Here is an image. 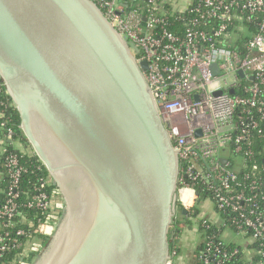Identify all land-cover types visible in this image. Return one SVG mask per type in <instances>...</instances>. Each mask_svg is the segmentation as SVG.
Listing matches in <instances>:
<instances>
[{
  "label": "water",
  "instance_id": "95a60500",
  "mask_svg": "<svg viewBox=\"0 0 264 264\" xmlns=\"http://www.w3.org/2000/svg\"><path fill=\"white\" fill-rule=\"evenodd\" d=\"M146 69L93 0H0V80L64 203L33 264L170 258L178 159Z\"/></svg>",
  "mask_w": 264,
  "mask_h": 264
},
{
  "label": "built area",
  "instance_id": "2783aa9c",
  "mask_svg": "<svg viewBox=\"0 0 264 264\" xmlns=\"http://www.w3.org/2000/svg\"><path fill=\"white\" fill-rule=\"evenodd\" d=\"M93 1L136 61L147 63L142 73L177 153V207L191 213L200 200L198 187L212 196L217 216L199 218L202 237L193 264H235L241 252L248 264L256 255L264 258V181L258 177L264 164L246 169L256 156L254 135L264 137V0H190L184 5L171 0ZM248 25L253 32L244 35ZM5 106L0 99V107ZM0 130L2 154L4 141L16 133L6 121ZM236 156L237 170L242 171L231 168L230 157ZM4 167L8 186L0 204V259L25 235L11 220L18 213L20 179L26 170L15 154L4 157ZM243 180H249L251 194L245 192ZM24 206L36 212L40 237L26 241L15 264L33 263L27 257L33 253L36 259L44 251L64 214L63 200L49 176L38 179ZM224 225L238 235L250 233V241H259L261 249H228L221 236L208 233ZM175 241L169 238L166 264H175Z\"/></svg>",
  "mask_w": 264,
  "mask_h": 264
},
{
  "label": "trees",
  "instance_id": "16d2710c",
  "mask_svg": "<svg viewBox=\"0 0 264 264\" xmlns=\"http://www.w3.org/2000/svg\"><path fill=\"white\" fill-rule=\"evenodd\" d=\"M253 32V27L251 25L247 26V29L243 33L244 35H250ZM231 93V92H230ZM0 99H2L6 106L0 107V112L3 113V117H0V123L2 121H6L7 126L13 128L15 130L16 136L11 141H4V146L6 151L2 154H0V172L2 173L3 179L1 183V189L4 194V191L6 190L8 186V178L6 176V169L4 167V157L8 154H15L18 157L19 163L25 168L26 172L23 173L20 179V195L17 202L19 203L18 213L13 217L11 220L12 223H14V228H23L25 230V235L18 237V247H15L14 249H10L7 253L3 255V257L0 259V264H15L18 263L19 260L22 259L20 257L22 253V248L24 247V244L26 241H28L29 238H36L40 237L36 231L35 225V216L36 212L34 210H30L27 207L24 206L25 202L28 200L29 196L32 194V187L34 184L37 183L38 179L40 177H47L48 174L46 172V169L42 164L39 162L38 158L34 154L33 150L31 149L30 145L28 144L26 138L23 136L21 130L19 129V116L17 111L15 110L14 106L11 105V101L7 94L5 93V88L0 80ZM0 137H2V132L0 130ZM20 144L18 146L17 144ZM252 147L255 151V158L254 161L247 164L246 169L249 171L252 164H257L259 166L264 164V137H257L254 135L252 139ZM238 159H240L239 156L236 157H230V160L232 162L231 168L233 170H237V163ZM40 165V169L37 170L36 167ZM242 171V169L237 170ZM261 182L264 181V169L260 171L258 175ZM249 180H243L244 189L247 194H251L249 190V186L247 185ZM264 189V186L262 187ZM197 193L199 195V202L201 201H212L211 195L209 193H206L205 191H202L199 187L197 188ZM3 200V198H2ZM0 201V204L2 202ZM198 202V203H199ZM197 203V205H198ZM197 205L193 208V211L191 213H186L185 215L181 214L180 207H177L176 209V216L173 219L172 227L169 232V238L171 236L176 237L175 243L178 245L177 253L180 251V238L183 236V232L186 235H192L193 231L200 230V220L199 218H205L207 217L205 215V212L202 213L197 208ZM261 207L264 210V201L260 202ZM200 208V207H199ZM264 214V211H262ZM23 219L25 221H23ZM26 221H31V224L26 223ZM221 224V223H220ZM214 230L209 229L208 233H217L218 236H221L222 240L225 243V246L228 249L232 248H238L242 251L243 248L248 249H254V250H260L259 248V241H250L251 240V234L246 233L244 235H238L237 232L229 225L221 226L219 229L216 228V226L212 227ZM9 230L12 232L13 229ZM201 231V230H200ZM194 236V235H193ZM202 236V234H201ZM185 237V236H184ZM241 240H244L245 243L241 242ZM192 242H196L195 238ZM199 247L196 245V248H194V252L192 255V258L194 260V255L198 251ZM178 255V254H177ZM244 254L241 252L240 255L237 257L238 261L235 264H248L247 261H245ZM38 257V256H37ZM36 257V258H37ZM28 259H35V254L30 253ZM257 262H262L264 264V258L260 257L259 255H256L254 257V261L252 264H256ZM176 264V262H175ZM250 264V263H249Z\"/></svg>",
  "mask_w": 264,
  "mask_h": 264
},
{
  "label": "rangeland",
  "instance_id": "374dc122",
  "mask_svg": "<svg viewBox=\"0 0 264 264\" xmlns=\"http://www.w3.org/2000/svg\"><path fill=\"white\" fill-rule=\"evenodd\" d=\"M176 2L177 5H184L186 2L190 1V0H171ZM22 147V146H20ZM200 207V208H199ZM197 208L200 210V212L202 210H206L205 215L207 217H214L217 216L216 212L213 209V205L210 201L205 200V201H201L198 203ZM201 231H193L192 235H186L185 233H183V236L180 238V244H181V249L177 255V257L175 258V262L176 264H193V252H194V248H196V245L198 244V242L201 240ZM194 235V236H193ZM185 236V237H184ZM190 238H195V243L192 242L190 240ZM35 259L33 260L34 263ZM32 263V264H33Z\"/></svg>",
  "mask_w": 264,
  "mask_h": 264
},
{
  "label": "crops",
  "instance_id": "0c3cea01",
  "mask_svg": "<svg viewBox=\"0 0 264 264\" xmlns=\"http://www.w3.org/2000/svg\"><path fill=\"white\" fill-rule=\"evenodd\" d=\"M2 179H3V176H2V173L0 172V185L2 183ZM3 198V192H2V189H1V186H0V201L2 200ZM206 212V210H205Z\"/></svg>",
  "mask_w": 264,
  "mask_h": 264
},
{
  "label": "flooded vegetation",
  "instance_id": "af4514ba",
  "mask_svg": "<svg viewBox=\"0 0 264 264\" xmlns=\"http://www.w3.org/2000/svg\"><path fill=\"white\" fill-rule=\"evenodd\" d=\"M184 233V232H183ZM191 241H193L194 239L193 238H190Z\"/></svg>",
  "mask_w": 264,
  "mask_h": 264
}]
</instances>
